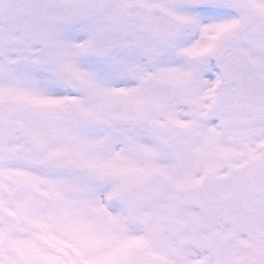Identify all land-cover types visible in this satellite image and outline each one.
I'll use <instances>...</instances> for the list:
<instances>
[{"label":"snow or ice","instance_id":"1","mask_svg":"<svg viewBox=\"0 0 264 264\" xmlns=\"http://www.w3.org/2000/svg\"><path fill=\"white\" fill-rule=\"evenodd\" d=\"M0 264H264V0H0Z\"/></svg>","mask_w":264,"mask_h":264}]
</instances>
